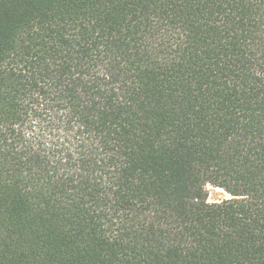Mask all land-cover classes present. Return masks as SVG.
<instances>
[{"label": "trees", "instance_id": "obj_1", "mask_svg": "<svg viewBox=\"0 0 264 264\" xmlns=\"http://www.w3.org/2000/svg\"><path fill=\"white\" fill-rule=\"evenodd\" d=\"M0 264H264V0H0Z\"/></svg>", "mask_w": 264, "mask_h": 264}, {"label": "rangeland", "instance_id": "obj_2", "mask_svg": "<svg viewBox=\"0 0 264 264\" xmlns=\"http://www.w3.org/2000/svg\"><path fill=\"white\" fill-rule=\"evenodd\" d=\"M206 190L208 203H215L229 198V195L221 189L214 188L212 186H207Z\"/></svg>", "mask_w": 264, "mask_h": 264}]
</instances>
